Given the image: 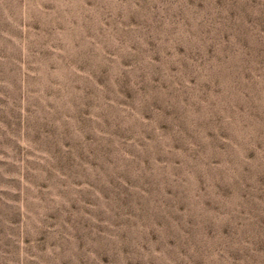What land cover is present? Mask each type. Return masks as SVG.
Instances as JSON below:
<instances>
[{
  "label": "rangeland",
  "instance_id": "1",
  "mask_svg": "<svg viewBox=\"0 0 264 264\" xmlns=\"http://www.w3.org/2000/svg\"><path fill=\"white\" fill-rule=\"evenodd\" d=\"M0 264H264V0H0Z\"/></svg>",
  "mask_w": 264,
  "mask_h": 264
}]
</instances>
